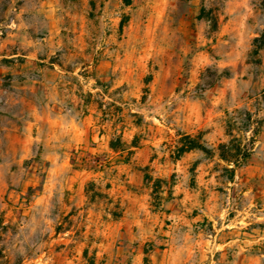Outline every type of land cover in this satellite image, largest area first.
I'll return each instance as SVG.
<instances>
[{
  "label": "rangeland",
  "instance_id": "obj_1",
  "mask_svg": "<svg viewBox=\"0 0 264 264\" xmlns=\"http://www.w3.org/2000/svg\"><path fill=\"white\" fill-rule=\"evenodd\" d=\"M261 36L264 0H0V264H264V122L231 182L217 158L231 112L258 109ZM112 101L142 137L128 159ZM178 133L214 155L174 160Z\"/></svg>",
  "mask_w": 264,
  "mask_h": 264
},
{
  "label": "trees",
  "instance_id": "obj_2",
  "mask_svg": "<svg viewBox=\"0 0 264 264\" xmlns=\"http://www.w3.org/2000/svg\"><path fill=\"white\" fill-rule=\"evenodd\" d=\"M123 1L125 5L130 4V0ZM197 19L206 21L212 31L217 30V16L213 10L202 7ZM263 39L264 36L255 38L253 45L258 48ZM145 92L147 91L145 90ZM96 95L99 97L102 96L100 92H97ZM115 103V101H112L108 105L99 103L98 109L102 114V121L111 124L112 133L110 134L108 142L109 149L114 153L126 152L128 159L141 147L142 137L139 134H135L130 141L124 138V128H126L123 126L124 124L122 125L124 123V115L122 109ZM79 104V108H76V110H81L86 114L88 104H82L81 102ZM102 107L105 109L102 110ZM230 115L229 120L226 121V136L228 137V141L220 143L217 146V158L224 164L222 172L229 182L234 179L236 171L244 166L252 157L257 137L264 122V92L261 95L258 109L255 112L250 110H234ZM130 116L136 119L134 124L139 127L141 120L138 114H131ZM234 124L238 125L236 134H234L235 129L232 128ZM119 125H121L120 128H117ZM177 137L174 141L173 149H171L174 160H179L185 154L196 151L203 153L207 158L214 155V152L205 146L200 135L193 136L187 133H178ZM150 179L151 177L147 178V181H150ZM95 189L94 181H90L85 187V193L90 201L105 197ZM161 195L162 191L159 192L156 186L153 187L151 198L156 200L158 205L163 200ZM121 214L122 210L119 204H115L109 211V215L114 220L120 218Z\"/></svg>",
  "mask_w": 264,
  "mask_h": 264
}]
</instances>
